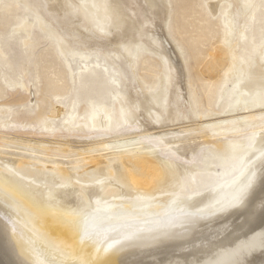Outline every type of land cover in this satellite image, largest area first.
<instances>
[{
	"label": "rangeland",
	"instance_id": "374dc122",
	"mask_svg": "<svg viewBox=\"0 0 264 264\" xmlns=\"http://www.w3.org/2000/svg\"><path fill=\"white\" fill-rule=\"evenodd\" d=\"M86 1L0 0V150L14 151L21 165L16 173L0 162L1 175L37 207L46 202L39 192L58 175L50 163L26 166L21 154L71 159L86 180L102 187L109 169L86 171L83 158L100 153L88 149L145 147L172 178L153 179L148 164L133 157L132 165L126 162L131 173L151 182L136 186L120 160L126 183H119L118 194L94 196L78 224L126 206L161 205L162 211L201 216L218 210L264 153V0H111L126 13L125 28L107 11L99 16V0H89L97 10ZM87 10L94 19L82 16ZM157 34L170 45L180 71L155 44ZM123 103L132 119L122 112ZM175 111L177 119L169 121ZM94 118L101 124L94 127ZM169 130L204 136L197 142L186 136L184 152L170 136L161 139L166 133L156 134ZM67 147L71 154L63 153ZM203 242L195 236L175 246Z\"/></svg>",
	"mask_w": 264,
	"mask_h": 264
},
{
	"label": "bare ground",
	"instance_id": "6f19581e",
	"mask_svg": "<svg viewBox=\"0 0 264 264\" xmlns=\"http://www.w3.org/2000/svg\"><path fill=\"white\" fill-rule=\"evenodd\" d=\"M109 1L112 2L99 0V4L102 3L99 16H107V11L110 13L108 16L118 17L119 23L125 28L128 24L126 13L120 6ZM90 8L97 10L91 3ZM81 9L89 8L83 5ZM82 16L89 20L95 18L90 10ZM122 17L127 23L122 22ZM154 42L163 48L173 71L175 68L180 71L168 42L161 35ZM131 51H127V54ZM216 64L218 67L221 65L218 62ZM125 104H122V112L127 114ZM128 105H132V101ZM127 116L133 118L131 113ZM94 119V127L101 124L99 119ZM176 119L175 111L168 120ZM199 127V131L204 129L203 125ZM199 131H183L184 134L182 131L169 130L156 134L166 133L161 136L162 140L170 136L169 139L186 152L187 146L184 143L188 139L197 142L204 136ZM189 135L192 136L187 139ZM259 139V145L263 146L264 137L260 136ZM143 143L139 140V145ZM164 144L170 145V142L165 141ZM39 145L26 144L33 149ZM88 146L75 148L81 150ZM108 147L110 145L92 147L88 150L97 149L100 153H89L83 158L87 162L86 171L97 169L101 172L105 167L109 169L105 173L108 176L106 186L102 187L94 186L91 180H86L71 159L47 161L37 155L21 154L26 166H30L31 162H40V166L42 163H50L52 166L48 168L55 170L58 175L56 183H50V180L55 179L49 178L46 188L39 192V197L46 199V202L39 203L37 207L22 197L21 187H15L1 175L0 167V264H264V153L255 165L252 164L250 178L231 192L224 205L211 213L208 210V214L201 216L186 213L183 209L162 211L161 205H153L146 210H133L126 206L120 212L112 208L108 215L95 214L83 226L77 223V219L97 194L103 197L118 194L119 183H126L127 176L136 186L143 182L151 184L131 173L127 163L132 165L133 157L136 164H148V173L152 174L153 179L157 176H163L166 180L172 178L169 170L162 174L164 164L160 160V165L155 163L154 150L135 147L109 153ZM66 150L64 154L72 153L68 147ZM3 155L8 156L5 161H1ZM144 155L152 157L153 161L147 162V159H143ZM120 160L124 162L127 176L119 169ZM0 162L4 163L1 166L16 173L21 172L17 170L21 165L17 166L18 158L14 151L0 150ZM8 200H13L14 204ZM195 236L204 238L202 245L181 249L188 244L185 242H190ZM178 242H184L183 246H175Z\"/></svg>",
	"mask_w": 264,
	"mask_h": 264
}]
</instances>
